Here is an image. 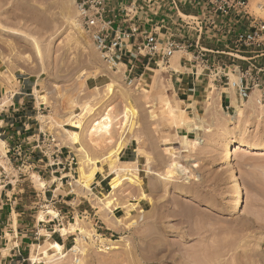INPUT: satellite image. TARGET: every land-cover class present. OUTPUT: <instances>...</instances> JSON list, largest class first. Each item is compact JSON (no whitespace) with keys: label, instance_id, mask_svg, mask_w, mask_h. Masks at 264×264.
I'll return each mask as SVG.
<instances>
[{"label":"rangeland","instance_id":"obj_1","mask_svg":"<svg viewBox=\"0 0 264 264\" xmlns=\"http://www.w3.org/2000/svg\"><path fill=\"white\" fill-rule=\"evenodd\" d=\"M247 11L264 21V0H249ZM139 59L110 67L83 29L75 0H0L1 102L27 83L29 107L39 106L49 130L77 146L75 192L91 195L104 223L122 229L102 237L76 216L57 230L72 235L64 246L51 239L56 230L42 232L47 238L35 248L44 244L51 253L43 262L264 264V152L233 150L242 190L236 212L221 157L227 142L264 144V109L233 97L242 109L234 115L221 102L230 89L216 88L201 67V84L187 101L183 75L171 71L183 70ZM126 147L131 162L121 157ZM4 148L0 140V165ZM97 173L110 178L102 195L93 190L96 198ZM81 232L90 239L82 241ZM113 244L117 249H106Z\"/></svg>","mask_w":264,"mask_h":264},{"label":"crops","instance_id":"obj_2","mask_svg":"<svg viewBox=\"0 0 264 264\" xmlns=\"http://www.w3.org/2000/svg\"><path fill=\"white\" fill-rule=\"evenodd\" d=\"M130 1L136 3V0H107L109 16H114V25H124L132 29L139 27L141 31H144L150 24H143V18L155 12L157 16L154 20L157 24H159L158 20H164L161 27H158L159 33L169 29L174 31L175 38L179 42L197 43L199 48L221 53L215 55L217 59L232 62L231 59L222 55L227 53L228 40L203 37L196 41L192 32L180 29L173 24L176 14L168 8V2L162 3L155 0L154 3L145 4L139 8L137 18L136 13L130 15V19L134 18L130 21L125 19L122 12ZM178 9L184 15H195L200 12V6L193 5L187 0H178ZM192 50L195 51L193 48ZM178 53L181 55L178 57L177 64L183 71H175L176 69L171 71L176 76L183 75L182 79L186 82L181 94L186 95L188 101L190 93L195 91L194 87L200 85L201 81L198 73L195 74V68L185 60L187 55L183 52ZM171 58L168 64H171ZM126 59L129 58L125 54L124 62L121 63L128 67L129 60ZM256 62L258 67L264 70V57L257 59ZM233 65L245 67L246 63L234 60ZM262 76L264 78V73ZM202 77H207V74H203ZM26 84L19 83V89L9 97L7 105H4L0 98V140L4 142L5 147V154L1 158L0 165V264H45L43 261L31 260L32 245L44 237L46 239L47 234L42 232L52 229L56 231L51 233V239L64 246L72 235L63 236L57 230L65 226L66 222L74 220L76 216L83 217L92 223L96 234L102 237L106 234L113 236L122 230L112 229L104 223L91 203L94 200H89L91 195L88 194L85 197L75 192L73 182L75 169L73 166L71 170L69 169L68 161L71 157L78 160L77 146L66 140L65 135L60 138L49 130L48 122L42 121L39 115V106L35 104L29 107L28 96L30 95L24 92ZM214 86L220 88L215 84ZM233 97L237 98L233 91H222V104L228 109L233 108L231 105ZM42 133L52 134L59 141L62 150L56 161L51 154L48 153L45 156L36 148ZM132 151L129 147L124 148L121 153V157L125 159L123 162H131L129 159ZM109 178L100 173L96 174L95 183L91 187L94 196L96 194L93 190L97 191V195H102ZM118 210L121 209L118 207L113 209V217H116L115 212ZM48 211L54 212V215L48 214ZM40 214H44V220L39 219Z\"/></svg>","mask_w":264,"mask_h":264},{"label":"built area","instance_id":"obj_3","mask_svg":"<svg viewBox=\"0 0 264 264\" xmlns=\"http://www.w3.org/2000/svg\"><path fill=\"white\" fill-rule=\"evenodd\" d=\"M159 1L169 3L168 8L176 14L173 24L192 32L196 41L203 37L228 40L227 53L222 55L232 62L217 59L215 55L221 53L199 48L197 43L179 42L174 31L169 29L159 33L158 27H161L164 20H158L157 24L154 20L157 16L155 12L143 18L142 23L151 26L141 31L139 27L132 29L124 25H114V16H109L107 0H75V6L83 29L110 67L114 68L121 63L125 54L131 62H140L139 57L149 56L150 60L168 64L176 52H183L187 55L185 60L196 67L195 74L197 68L201 67L208 72L210 79L213 78V85L230 89L242 101H248L255 96L257 105L264 109V70L256 62L264 57V21L250 16L247 11L249 0H187L200 6V12L195 15L181 14L178 0ZM154 2L155 0H136V3L130 1L122 9L125 19L132 21L134 18L130 19L131 14L136 13L137 18L141 6ZM234 60L245 62L246 66L233 65ZM132 67L133 65L130 68ZM229 75L234 79L231 80ZM36 148L45 156L51 154L55 161L62 150L54 135L43 133ZM75 165V157H71L68 161L69 169ZM75 264H78L77 260Z\"/></svg>","mask_w":264,"mask_h":264},{"label":"bare ground","instance_id":"obj_4","mask_svg":"<svg viewBox=\"0 0 264 264\" xmlns=\"http://www.w3.org/2000/svg\"><path fill=\"white\" fill-rule=\"evenodd\" d=\"M258 8H261L260 5H258ZM177 54H178V52L171 58L172 68L173 67L174 68H178L177 62H178V57L179 56ZM118 65H123V64L119 63V64H117V66ZM175 71H177V70H175ZM233 100L236 101V99H233ZM235 101H231V105L234 108V115H236V114L239 115L238 113L242 112L241 111L242 109H241V107H239L238 102L236 101L237 102L236 103ZM240 101H242V100H240ZM248 101H250L251 103H252V101H254V103H256V97L252 96ZM244 148L245 149H249V150H254V151H257V152H264V144L263 145H254V144H249V143H244V142H237V143H235V142H227L226 144L223 145V147L221 149L222 164H224L226 166V168H227L226 173H225V177L229 181L230 188H231L229 206H230L232 212H236L239 209L238 207H239V203H240V196L242 194L241 185H240V182H239V179H238L237 170L235 169V167H234V165L232 163V161H233V158H232L233 154L232 153H233L234 149H244ZM85 186H86V184H85ZM39 219L44 220L45 219L44 214H40ZM73 223L74 222L70 223V226L72 227V230H74L76 232V234L78 235V233H77L78 230L74 226H72ZM61 229L63 231H65L64 228H61ZM81 233H84V232H81ZM90 235L91 234H89V233H84L83 235H81L80 239L82 241L87 240L90 237ZM78 237H79V235H78ZM101 241L105 242V241H110V240L101 239ZM110 242H112V241H110ZM112 243H114V242H112ZM37 245H38L37 248H35L36 244L32 245V247H31V256L33 255V257H31V258H33L34 260H37V261L42 260V261L46 262L45 260L46 259L48 260L50 255H51L50 251L48 250V248L44 244H37ZM106 249H108V250L117 249V246H115L113 244V245H111V247H106ZM98 250L99 251H103L100 248H98ZM44 253H46V254H44ZM59 254L61 256L65 255L64 252H63V249L61 251H59Z\"/></svg>","mask_w":264,"mask_h":264}]
</instances>
